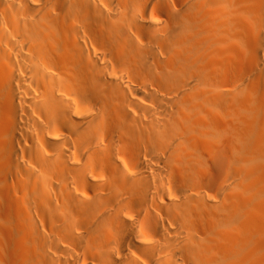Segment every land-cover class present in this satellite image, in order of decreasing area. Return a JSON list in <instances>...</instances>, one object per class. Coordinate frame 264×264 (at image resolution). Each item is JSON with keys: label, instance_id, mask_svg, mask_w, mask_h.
Wrapping results in <instances>:
<instances>
[{"label": "bare ground", "instance_id": "1", "mask_svg": "<svg viewBox=\"0 0 264 264\" xmlns=\"http://www.w3.org/2000/svg\"><path fill=\"white\" fill-rule=\"evenodd\" d=\"M0 264H264V0H0Z\"/></svg>", "mask_w": 264, "mask_h": 264}]
</instances>
